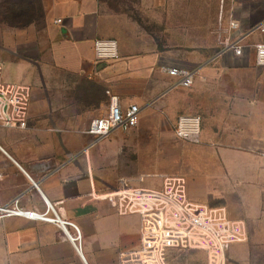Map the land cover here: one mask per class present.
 <instances>
[{
	"label": "crops",
	"instance_id": "crops-1",
	"mask_svg": "<svg viewBox=\"0 0 264 264\" xmlns=\"http://www.w3.org/2000/svg\"><path fill=\"white\" fill-rule=\"evenodd\" d=\"M37 1L47 24L38 54L17 60L0 51L4 80L32 88L27 126L0 124V206L19 198L23 208L44 211L47 200L79 227L82 250L54 223L7 216L0 219V264H157L141 217L119 214L102 197L163 184L160 177L117 180L106 169L113 150L107 138L93 143L88 128L114 96L124 109L141 107L140 127L157 112L175 127L182 115L200 117L199 142L185 140L196 144L182 170L189 197L244 207L232 215L247 223L250 240L233 244L229 257L264 264V246L254 242V224H264V64L254 46L264 33L246 35L264 20V0ZM99 39L116 40L119 58L97 60ZM228 39L241 40V55L223 51ZM173 66L197 69L192 87L176 86L167 73Z\"/></svg>",
	"mask_w": 264,
	"mask_h": 264
},
{
	"label": "built area",
	"instance_id": "built-area-1",
	"mask_svg": "<svg viewBox=\"0 0 264 264\" xmlns=\"http://www.w3.org/2000/svg\"><path fill=\"white\" fill-rule=\"evenodd\" d=\"M61 21V20H59ZM233 28L238 24L233 22ZM264 33V20L250 28ZM258 63L264 64V43L255 44ZM233 49L237 55L244 50L240 39L224 40L223 51ZM95 54L99 61L119 58L118 42L99 39L95 42ZM167 73L176 79V86L190 88L195 82L197 69L173 66ZM4 64L0 61V124L8 127H26L32 88L21 83L6 82ZM142 109L137 104L123 108L117 97H112L108 113L92 120L88 133L95 137L93 143L108 138L117 130L130 131L141 120ZM175 133L190 141L200 140V117L182 115ZM264 157V143L261 150ZM119 214H138L142 221V234L149 239L155 262L168 264V254L176 250H204L207 264H228V251L233 244L248 240L247 223L234 219L224 206L212 207L190 199L187 179L182 175L166 176L157 189L123 187L108 191L102 196ZM44 211L27 210L15 199L0 206V219L7 216H23L33 220L51 222L59 226L79 252L82 250V233L72 221L62 218L56 207L45 200ZM70 228L71 231L68 229Z\"/></svg>",
	"mask_w": 264,
	"mask_h": 264
},
{
	"label": "rangeland",
	"instance_id": "rangeland-1",
	"mask_svg": "<svg viewBox=\"0 0 264 264\" xmlns=\"http://www.w3.org/2000/svg\"><path fill=\"white\" fill-rule=\"evenodd\" d=\"M46 26L43 11L37 0H0V51L3 53L10 54L17 60L30 55L36 56L40 49L37 43L44 41L47 35ZM150 118L151 120H146L148 124L145 127L139 125L130 131L119 130L105 140L113 150V158L106 163V169L116 174L117 180L122 176L137 182L148 178L164 179L166 176L182 175V170L188 166V161L185 162L184 159L187 160L190 151H195L196 144L178 137L175 133V120L169 119L164 112L152 114ZM261 170L264 189V163ZM253 193L250 192L251 195ZM261 193L264 209V190ZM226 208L231 217L232 213L243 214L245 211L244 207L231 210ZM262 225L264 224H254V230L257 231L254 242L259 246H264ZM249 240L248 231L246 242ZM172 256L168 264L208 262L205 253L175 250L172 251ZM228 264H237L229 257V253Z\"/></svg>",
	"mask_w": 264,
	"mask_h": 264
}]
</instances>
